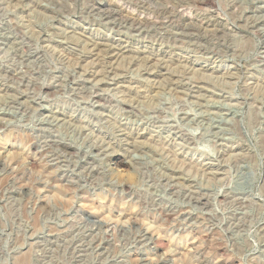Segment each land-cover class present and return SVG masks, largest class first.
Segmentation results:
<instances>
[{
	"label": "rangeland",
	"instance_id": "374dc122",
	"mask_svg": "<svg viewBox=\"0 0 264 264\" xmlns=\"http://www.w3.org/2000/svg\"><path fill=\"white\" fill-rule=\"evenodd\" d=\"M159 1L0 0V264H264V0Z\"/></svg>",
	"mask_w": 264,
	"mask_h": 264
},
{
	"label": "bare ground",
	"instance_id": "6f19581e",
	"mask_svg": "<svg viewBox=\"0 0 264 264\" xmlns=\"http://www.w3.org/2000/svg\"><path fill=\"white\" fill-rule=\"evenodd\" d=\"M158 1H159V0H158ZM159 2H160V1H159ZM160 3H161V2H160ZM163 3H164V2H163ZM163 3H161V4H163ZM202 4H204L205 6H211V5H212V1H211V0H203V1H202ZM214 4H215V3H214ZM214 4H213V5H214ZM213 5H212V6H213ZM107 6H109V7H108L109 9H110V7H111V8H114V9H118L117 6H114V5H112V4H107ZM104 7H105V6H104ZM104 7H103V8H104ZM105 8H106V7H105ZM121 8H122V7H121ZM164 8H165V7H164ZM166 8H167V7H166ZM216 8H217V7H216ZM209 9H210V8H209ZM214 9H215V8H214ZM103 10H104V9H103ZM105 10H106V9H105ZM119 10H121V9H119ZM182 10H183V12L185 11L184 9H182ZM211 10H213V9H211ZM211 10H209V11H211ZM108 11H109V10H108ZM111 11H112V10H111ZM113 11H114V10H113ZM115 11H116V10H115ZM123 11H124V10H123ZM179 11H180V10H179ZM213 11H215V10H213ZM118 12L120 13L121 11H118ZM181 12H182V11H181ZM185 12H186V11H185ZM188 12H189V11H188ZM188 12H186V13L188 14ZM191 12H192V11H191ZM110 13H111V12H110ZM112 13H113V12H112ZM121 13H122V12H121ZM186 13H185V14H186ZM212 13H213V12H212ZM212 13H211V15H213ZM220 13H221V12H220ZM123 14H124V13H123ZM182 14H183V13H182ZM182 14H181V15H182ZM191 14H192V13H191ZM193 14H194V13H193ZM201 14H204V13H201ZM207 14H208V13H207ZM175 15H177V14H175ZM199 15H200V14H199ZM115 16H117V15H115ZM119 16H120V15H119ZM171 16H172V15H171ZM173 16H174V15H173ZM177 16H178V15H177ZM183 16H185V15H183ZM190 16H192V15H189V17H188V16L185 17V19H188L189 22L192 21V20L190 19ZM130 17H131V16H130ZM178 17H179V16H178ZM178 17H177V18H178ZM194 17H195V16H194ZM197 17H198V16H197ZM205 17H206L207 20H208V17H207V16H205ZM209 17H210V16H209ZM211 17H213V16H211ZM216 17H218V16H216ZM133 18H134V17H133ZM133 18H132V19H133ZM136 18H137V16L135 17V19H136ZM171 18H172V17H171ZM182 18H183V17H182ZM198 18H199V17H198ZM203 18H204V17H203ZM214 18H215V17H214ZM129 19H131V18H129ZM137 19H138V18H137ZM137 19H136V20H137ZM178 19H179V18H178ZM195 19H196V18H195ZM201 19H202V18H201ZM144 20H146V19H144ZM173 20H174V19H173ZM183 20H184V19H183ZM190 20H191V21H190ZM199 20H200V19H199ZM207 20H206V21H207ZM142 21H143V20H142ZM146 21H147V20H146ZM146 21H145V22H146ZM151 21H152V20H151ZM186 21H187V20H186ZM206 21H205V22H206ZM224 21H225V20H224ZM224 21H223V22H224ZM174 22H175V20H174ZM174 22H173V23H174ZM177 22H178V21H177ZM181 22H182V21H181ZM196 22H197V21H196ZM201 22H203V21L201 20ZM220 22H221V21H220ZM225 22H226V21H225ZM147 23H148V22H147ZM187 23H188V22H187ZM218 23H219V22H218ZM176 24H177V23H176ZM189 24H190V23H189ZM193 24H194V23L192 22V26H193ZM198 24H200V25H198V26H196V27H199V26H200V28H201V27H202V26H201L202 24H201L200 22H199ZM208 24H209V23H208ZM208 24H207V25H208ZM214 24H215V23H214ZM177 25H179V24H177ZM181 25H182V24H181ZM181 25H180V26H181ZM183 25H185V27H186V23L183 24ZM194 25H196V24H194ZM209 25H210V24H209ZM188 26H189V25H187V27H188ZM224 26H225V25H224ZM181 27H182V26H181ZM183 27H184V26H183ZM206 27H208V26H206ZM211 27H212V25H211ZM214 27H216V25H214ZM217 27H218V26H217ZM217 27H216V28H217ZM221 27H222V26H221ZM226 27H227V25H226ZM190 28H191V27H190ZM193 28H194V27H193ZM193 28H192V29H193ZM204 28H205V27H204ZM204 28H203V29H204ZM208 28H210V27H208ZM218 28H219V27H218ZM218 28H217V29H218ZM192 29H191V30H192ZM217 29H216V30H217ZM221 29H222V28H221ZM223 29H224V28H223ZM188 30H189V29H188ZM194 30L196 31V29H194ZM214 31H215V30H214ZM217 31H218V30H217ZM217 31H215V32H217ZM209 32H210V31H209ZM211 33H212V32H211ZM217 33H218V32H217ZM215 34H216V33H215ZM101 42H102V41H101ZM101 42H100V43H101ZM96 43H97V42H96ZM102 43H103V42H102ZM104 44L106 45V43H104ZM99 45H100V44H99ZM105 45H104V46H105ZM95 46H98V45H95ZM98 47H99V46H98ZM100 48H101V47H100ZM124 49H125V48H124ZM119 50H120V49H119ZM106 52H108V51H106ZM111 52L113 53L114 51H111ZM116 54H117V53H116ZM109 55H110V54H109ZM111 55H112V54H111ZM113 56H114V55H113ZM92 75H93V73H92ZM153 75H154V74H153ZM93 76H94V75H93ZM93 76H92V77H93ZM94 77H95V76H94ZM91 79H92V78H91ZM52 143H53V142H52ZM65 148H66V147H65ZM68 150H69V149H68ZM33 162H34V160H33ZM117 176H118V178L120 179L121 183L123 184L122 186L125 185V186L127 187L128 185L131 184V181H132V175H131L130 173H125V172L122 171V172H119V173L117 174ZM124 188H125V187H124ZM183 213H184V212H183ZM151 231H152V230H151ZM142 237H144V236H142ZM143 239H144V238H143ZM24 261L26 262V260H24ZM24 261H23V262H24Z\"/></svg>",
	"mask_w": 264,
	"mask_h": 264
}]
</instances>
